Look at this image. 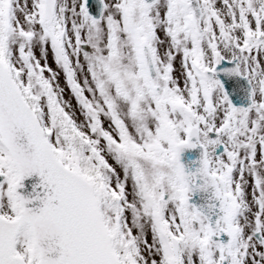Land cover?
I'll list each match as a JSON object with an SVG mask.
<instances>
[{"label": "snow or ice", "instance_id": "6c2138e0", "mask_svg": "<svg viewBox=\"0 0 264 264\" xmlns=\"http://www.w3.org/2000/svg\"><path fill=\"white\" fill-rule=\"evenodd\" d=\"M0 264H264V0H0Z\"/></svg>", "mask_w": 264, "mask_h": 264}, {"label": "water", "instance_id": "95a60500", "mask_svg": "<svg viewBox=\"0 0 264 264\" xmlns=\"http://www.w3.org/2000/svg\"><path fill=\"white\" fill-rule=\"evenodd\" d=\"M39 178L37 176H33L31 178H28L23 181L24 183V188L19 189L20 193L22 195L28 196V194L32 191V185L34 183H38Z\"/></svg>", "mask_w": 264, "mask_h": 264}, {"label": "rangeland", "instance_id": "374dc122", "mask_svg": "<svg viewBox=\"0 0 264 264\" xmlns=\"http://www.w3.org/2000/svg\"><path fill=\"white\" fill-rule=\"evenodd\" d=\"M49 62L51 63V57L49 58ZM53 67H55V65H52ZM61 84H63V80H61ZM65 98H70L69 97V93L67 91V89L65 90ZM73 104H75V101L73 100Z\"/></svg>", "mask_w": 264, "mask_h": 264}]
</instances>
